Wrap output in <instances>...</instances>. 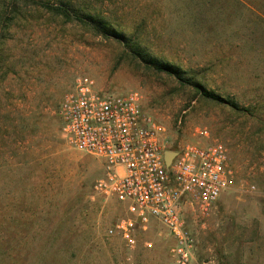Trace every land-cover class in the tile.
<instances>
[{"label":"rangeland","instance_id":"rangeland-1","mask_svg":"<svg viewBox=\"0 0 264 264\" xmlns=\"http://www.w3.org/2000/svg\"><path fill=\"white\" fill-rule=\"evenodd\" d=\"M57 1L122 37L57 13L56 0H0V264H175L159 222L135 247L109 234L126 203L93 194L103 160L73 147L58 115L79 79L138 92L169 145L223 142L234 184L187 216L191 264H264V0Z\"/></svg>","mask_w":264,"mask_h":264},{"label":"built area","instance_id":"built-area-1","mask_svg":"<svg viewBox=\"0 0 264 264\" xmlns=\"http://www.w3.org/2000/svg\"><path fill=\"white\" fill-rule=\"evenodd\" d=\"M58 115L71 145L103 160L93 194L126 203L127 214L109 234L135 247L139 232L159 222L173 239V262L191 264L197 241L187 216L207 213L232 188L228 147L219 141L169 145L165 126L145 111L138 92H105L87 79L65 94ZM166 150L177 152L170 165Z\"/></svg>","mask_w":264,"mask_h":264},{"label":"trees","instance_id":"trees-1","mask_svg":"<svg viewBox=\"0 0 264 264\" xmlns=\"http://www.w3.org/2000/svg\"><path fill=\"white\" fill-rule=\"evenodd\" d=\"M35 3H39V4H49V2H51V0H32ZM56 2H58L56 0ZM52 10L56 11L57 13L65 16L68 19H77L87 25L92 26L96 32L103 34V35H114V36H120V34L118 32H116L113 28L110 27V25L108 24L107 21H105L103 18L101 17H96L93 14H84V12H82L81 10H79V8H76L74 6L71 5V3L69 4L67 3H63V1L58 2V4L52 3ZM153 65L155 67V69L157 70H166L168 73H170L171 75H174L175 77H177L180 80H183L182 75L180 70L176 69L175 67H173L172 65L166 64V65H160L158 62H153ZM200 93L208 99H212L215 101H220V102H225L228 105H231L234 108L238 107V104L229 100H225L221 95L217 94L216 92L212 91V90H208L205 87H200L199 89Z\"/></svg>","mask_w":264,"mask_h":264},{"label":"water","instance_id":"water-1","mask_svg":"<svg viewBox=\"0 0 264 264\" xmlns=\"http://www.w3.org/2000/svg\"><path fill=\"white\" fill-rule=\"evenodd\" d=\"M176 151L173 150H166L165 151V161L167 165H170L172 162L173 157L176 155Z\"/></svg>","mask_w":264,"mask_h":264}]
</instances>
